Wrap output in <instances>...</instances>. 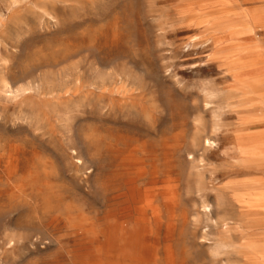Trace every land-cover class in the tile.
<instances>
[{
    "label": "rangeland",
    "instance_id": "1",
    "mask_svg": "<svg viewBox=\"0 0 264 264\" xmlns=\"http://www.w3.org/2000/svg\"><path fill=\"white\" fill-rule=\"evenodd\" d=\"M263 67L264 0H0V264H264Z\"/></svg>",
    "mask_w": 264,
    "mask_h": 264
},
{
    "label": "crops",
    "instance_id": "2",
    "mask_svg": "<svg viewBox=\"0 0 264 264\" xmlns=\"http://www.w3.org/2000/svg\"><path fill=\"white\" fill-rule=\"evenodd\" d=\"M259 72H257L253 77H248L247 80L249 82H258L262 81L264 82V67L257 69Z\"/></svg>",
    "mask_w": 264,
    "mask_h": 264
},
{
    "label": "bare ground",
    "instance_id": "3",
    "mask_svg": "<svg viewBox=\"0 0 264 264\" xmlns=\"http://www.w3.org/2000/svg\"><path fill=\"white\" fill-rule=\"evenodd\" d=\"M161 237V236H160ZM161 242V241H160Z\"/></svg>",
    "mask_w": 264,
    "mask_h": 264
}]
</instances>
